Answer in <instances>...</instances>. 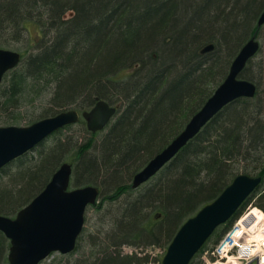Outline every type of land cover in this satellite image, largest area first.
<instances>
[{"label":"trees","instance_id":"16d2710c","mask_svg":"<svg viewBox=\"0 0 264 264\" xmlns=\"http://www.w3.org/2000/svg\"><path fill=\"white\" fill-rule=\"evenodd\" d=\"M263 10L264 0H0V47L27 46L30 23L41 30L34 47H12L23 58L0 87V126L83 111L100 99L120 104L104 130L89 131L81 118L0 170V179L20 181L0 188V214L7 216L64 162L73 165V185L101 187L94 229L84 228L72 253L46 264H148L149 254H124L123 247H168L179 227L240 173L262 181L189 264H206L203 252L250 204L264 210V44L241 73L256 83V96L225 106L153 178L132 187L134 175L225 79L236 47L256 32L264 38ZM69 11L74 16L66 19ZM209 43L214 50L202 53ZM81 124L87 142H68L65 133ZM8 240L0 231V264H9Z\"/></svg>","mask_w":264,"mask_h":264},{"label":"water","instance_id":"95a60500","mask_svg":"<svg viewBox=\"0 0 264 264\" xmlns=\"http://www.w3.org/2000/svg\"><path fill=\"white\" fill-rule=\"evenodd\" d=\"M263 25L264 10L258 18V27ZM214 48L215 45L209 43L201 52L207 53ZM260 49V39L255 35L243 46L224 81L190 118L185 128L134 175L133 188L154 177L225 106L242 97L256 96V83L241 78V73ZM21 59L19 52L0 47V86L6 73L16 68ZM117 110L118 106L100 99L87 110L67 109L30 125L0 126V170L37 147L55 131L77 123L81 118L86 120L90 131L103 130ZM72 174V163L64 162L44 189L15 217L0 214V231L11 243L9 264H41L54 252L69 254L74 251L84 230L87 209L97 203L101 189L96 185L71 188ZM261 181L262 176L237 175L214 201L204 205L181 226L167 248L163 264H189L217 227L237 212ZM249 264H259V260L256 258Z\"/></svg>","mask_w":264,"mask_h":264},{"label":"rangeland","instance_id":"374dc122","mask_svg":"<svg viewBox=\"0 0 264 264\" xmlns=\"http://www.w3.org/2000/svg\"><path fill=\"white\" fill-rule=\"evenodd\" d=\"M72 16H74V12L73 11H69L68 13H66L65 18L67 19V18H70ZM263 29H264V27H263ZM263 33H264V30H263ZM28 37L30 38V41L28 40V45L27 46H24L23 45V43L25 41H17L16 43H14L12 45L10 44L11 47H8V46H6V47L12 49V47L13 48H15V47L17 48V46L23 45V47L21 46V48L23 50H25L28 47H34V44H36L40 40V38H41V30H40L39 26H37L35 23H30L29 24ZM258 38L260 39L261 44H264V38L263 37H260V36ZM261 57L262 58L264 57V51H263V54L261 55ZM50 97L51 96H49V98ZM37 101H39V100H37ZM37 103H38L37 105H39V104L47 105L48 104V101H47V103H46V101H41V102H37ZM119 105L120 104H117L116 106H119ZM49 106H50V104H49ZM70 109H76V108L75 107H72ZM81 127H82V131H81ZM84 127H85V125L84 124H81L80 126L77 125V126H74L72 129L68 130L65 133L66 140H68V142L73 143V144H76L78 141L79 142L80 141L81 142L82 141L87 142V139H88L89 136L87 135V133H85L86 130H85ZM86 127H87V123H86ZM93 133H95V132H93ZM69 152H71V150ZM69 152L66 151L65 153H68L70 155ZM13 179H14V176H12V175H9V176H7L5 178H1L0 179V188H2V187H8V186L11 187L14 184L20 182V181H13ZM70 187H73L74 188V187H78V186L73 185L72 184V180H71V186ZM100 189H101V187H100ZM100 201H101V199L98 198V202L96 203V206L94 207V205H91L88 208L87 213H86V225H85V228H88V227L90 228L91 227V229H94V225L97 223L98 213H99V212H97V206L100 204ZM250 205L246 208V211H248L249 209H252L253 207L256 206V205H253L252 207H250ZM9 243H10V241H9ZM210 246H212V245H210ZM141 247H143V248H141ZM141 247L138 248V247H135L134 245L132 246V245L126 244L123 247V253L124 254H137L139 257L140 256H144L145 254H149L150 259H149V263L148 264H162L164 255H165V253L167 251V248H168V247H166V245H164V244H162V246L146 245V246H141ZM143 250H145V251H143ZM9 251H10V246H9V250L4 255L5 257H8ZM61 255H63V254H61L59 252H56L52 256H50L49 258H47L41 264H46V261L47 262H50L53 259H56V260L62 259ZM65 259H64V261H65ZM201 259H204L203 256H201ZM8 261H9V259H8ZM204 261H205V259H204ZM206 261L208 262V264H211L212 263V260L209 259V258H207Z\"/></svg>","mask_w":264,"mask_h":264},{"label":"built area","instance_id":"2783aa9c","mask_svg":"<svg viewBox=\"0 0 264 264\" xmlns=\"http://www.w3.org/2000/svg\"><path fill=\"white\" fill-rule=\"evenodd\" d=\"M249 216L245 214L236 222L213 251L215 255L233 256L238 264H248L257 257L259 264H264V221L256 219L249 224Z\"/></svg>","mask_w":264,"mask_h":264},{"label":"bare ground","instance_id":"6f19581e","mask_svg":"<svg viewBox=\"0 0 264 264\" xmlns=\"http://www.w3.org/2000/svg\"><path fill=\"white\" fill-rule=\"evenodd\" d=\"M258 36V33L256 32L255 34H253L251 37H249V38H247L242 44H241V46L239 45V46H237L236 48H238V50L236 51V55H235V57L233 58V60H232V62H231V64H230V67H229V69L231 68V65H232V63H233V61L235 60V58L237 57V55L241 52V50H242V48H243V46L252 38V37H254V36ZM12 50H14V49H12ZM15 51H17V52H19L20 54H21V58H23V54H22V52L21 51H19V50H15ZM22 60V59H21ZM87 110V109H86ZM117 113V112H116ZM116 115V114H115ZM115 115L113 116V118L115 117ZM112 118V119H113ZM73 124H75V123H73ZM107 127V126H106ZM105 127V128H106ZM104 128V129H105ZM103 129V130H104ZM101 131V130H100ZM166 147V146H165ZM164 147V148H165ZM163 148V149H164ZM163 149H161L159 152H157L155 155H157L158 153H160ZM154 155V156H155ZM153 156V157H154ZM152 157V158H153ZM240 174H242V173H240ZM245 174H247V173H245ZM239 175V174H238ZM251 215L253 216V219H252V222L254 221V219H256V217H262V213H260L259 212V210L258 209H253L252 211H251ZM187 221V220H186ZM185 221V222H186ZM184 222V223H185ZM183 223V224H184ZM182 224V225H183ZM181 225V226H182ZM181 226L179 227V229L181 228ZM179 229L177 230V232L179 231ZM177 232L175 233V235L177 234ZM175 237V236H174ZM173 240V239H172ZM213 263V262H212ZM218 263H220V264H238L237 262H236V258L235 257H233V256H225L224 255V257H223V259H219L218 260Z\"/></svg>","mask_w":264,"mask_h":264}]
</instances>
